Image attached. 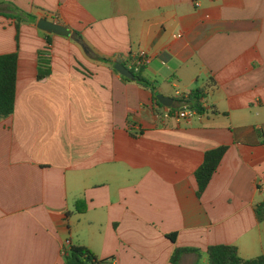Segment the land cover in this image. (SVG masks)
<instances>
[{
    "label": "crops",
    "instance_id": "0c3cea01",
    "mask_svg": "<svg viewBox=\"0 0 264 264\" xmlns=\"http://www.w3.org/2000/svg\"><path fill=\"white\" fill-rule=\"evenodd\" d=\"M12 6L28 16L17 30L0 14V53L17 52L0 118V264H66L68 242L110 264H172L175 247L190 248L178 264H207L216 243L264 253V0H0ZM137 49L154 89L113 67ZM196 88L205 111H169ZM220 145L197 195L195 169Z\"/></svg>",
    "mask_w": 264,
    "mask_h": 264
},
{
    "label": "trees",
    "instance_id": "16d2710c",
    "mask_svg": "<svg viewBox=\"0 0 264 264\" xmlns=\"http://www.w3.org/2000/svg\"><path fill=\"white\" fill-rule=\"evenodd\" d=\"M1 15L15 19V27L18 30L19 21L23 16L28 14L23 13L21 9L12 6L9 12L0 11ZM17 40V34L15 35ZM111 61V60H109ZM121 61L119 59L112 60ZM37 69L38 77L47 75L50 71V60L46 49L38 50L37 52ZM17 65V52L0 53V118L9 115L13 110L15 97V73ZM132 77L126 79H134L143 86H148L154 89V86L147 79L142 77L139 71H134ZM203 88H196L187 92L186 96L178 98V106H170L169 111H180L184 105L195 112H203L206 109L202 105ZM157 104L160 102L154 97ZM226 149L225 145L216 146L204 152L201 163L195 169V178L197 181V195H200L209 181L211 174L215 170L222 154ZM255 214L258 220L264 219V202H259L255 205ZM173 238V235H171ZM187 247H175L170 256L172 264H178L181 253ZM197 250V249H196ZM63 257L66 264H110L111 258H99L92 250L81 244L67 243L63 247ZM207 264H264V253L250 258H243L238 254L236 245L229 243H216L208 245L206 248Z\"/></svg>",
    "mask_w": 264,
    "mask_h": 264
},
{
    "label": "water",
    "instance_id": "95a60500",
    "mask_svg": "<svg viewBox=\"0 0 264 264\" xmlns=\"http://www.w3.org/2000/svg\"><path fill=\"white\" fill-rule=\"evenodd\" d=\"M37 27L40 29H43L47 32H54V33H59L63 35H68L70 34L69 28H67L65 25L60 24L58 22H54L51 20H48L46 18H40L37 20ZM113 67L122 75L126 77H132L133 73L130 69H128L123 63L121 62H114ZM156 98L158 101L164 105H171L173 102V98L167 95H164L160 92L156 93Z\"/></svg>",
    "mask_w": 264,
    "mask_h": 264
},
{
    "label": "built area",
    "instance_id": "2783aa9c",
    "mask_svg": "<svg viewBox=\"0 0 264 264\" xmlns=\"http://www.w3.org/2000/svg\"><path fill=\"white\" fill-rule=\"evenodd\" d=\"M150 56L148 53H146L144 50L142 49H137L136 51H134L132 54H130L129 56V66L128 68L134 71H138L141 67H143L145 64H147V62L149 61ZM177 94H180L178 92H176ZM187 93L183 94L184 96H186ZM193 110L189 109L186 106H182L180 111H176V114H187L190 115L192 113ZM165 116L168 115V113L164 114Z\"/></svg>",
    "mask_w": 264,
    "mask_h": 264
}]
</instances>
